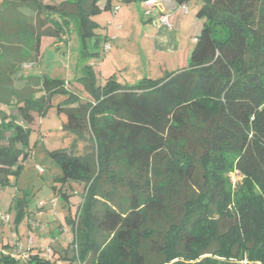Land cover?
<instances>
[{
  "label": "trees",
  "instance_id": "trees-1",
  "mask_svg": "<svg viewBox=\"0 0 264 264\" xmlns=\"http://www.w3.org/2000/svg\"><path fill=\"white\" fill-rule=\"evenodd\" d=\"M195 1L200 30L188 67L135 87L111 78L94 91L89 79L92 100L65 110L64 129L93 143L81 156L50 152L63 182L84 184L71 221L72 262L264 264V0ZM97 2L0 0V93L21 65L36 64L42 37L68 23L83 40L92 35L93 17L117 7ZM29 8L34 19L22 13ZM59 91L62 83L47 78L6 90L0 186L17 174L30 126ZM55 262L34 254L21 264Z\"/></svg>",
  "mask_w": 264,
  "mask_h": 264
},
{
  "label": "rangeland",
  "instance_id": "rangeland-1",
  "mask_svg": "<svg viewBox=\"0 0 264 264\" xmlns=\"http://www.w3.org/2000/svg\"><path fill=\"white\" fill-rule=\"evenodd\" d=\"M40 1L45 4H59L71 0ZM105 1L98 0L97 5L102 8ZM112 5L117 7L103 10L93 17L95 27L92 35L84 37V40L73 23L63 26V33L59 36L42 37L41 54L36 64L21 65L11 87H4V93L7 90V93L11 94L28 85L36 88L39 80L41 82L43 78L62 83V91L49 97L46 115L30 126L27 144L22 146L28 156L25 159L20 157L18 172L12 183L0 186V215L10 216L7 224L0 223V238H7L11 243L10 248L0 244V264H5L3 257H11L21 251V248L28 249L27 236L33 241L32 251L36 248L42 249L40 257L43 259L53 256L57 258V253H50L49 250L60 252L62 247L66 248L72 241L71 221H75L78 215L76 206L82 200L84 184L63 182L60 178V165L50 156V152L73 150L76 155L81 156L92 146L89 134L77 139L63 126L66 121L65 110L92 100L88 83L92 81L91 87L94 91H101L106 81L111 78L119 86L135 87L145 79L157 80L169 74L170 70L167 68L173 63H178L184 68L189 65L195 42L192 43L191 50L178 57L154 54L147 34L143 35L141 32L143 28L145 30V26H151L146 21L144 6L127 4L121 0H112ZM198 8L197 1L189 2L188 10L192 18ZM22 13L35 18L32 8L24 9ZM193 30L198 35L200 26L193 28L189 37L195 34ZM106 44L109 45L107 50L104 49ZM0 76L4 80L6 73H1ZM30 76L38 80H29ZM4 93L1 90V102H7L8 97ZM38 97L39 92L35 95V98ZM59 105L62 110H58ZM1 107L0 105V109ZM36 165L42 167L43 172H38ZM60 192L67 193L68 201L62 198ZM54 199L56 205L52 207L50 201ZM20 202L19 207L25 210L30 219L21 220L20 215L16 214V205ZM40 202L47 206L38 209ZM26 222H29V226ZM59 228L63 230L62 233ZM13 234L18 235L17 241L12 240ZM71 247L73 248L74 244H71ZM72 248H68L67 253L64 252L65 261L68 260L71 264L70 260L74 254ZM77 262L75 260L73 263ZM55 264L65 262L58 260Z\"/></svg>",
  "mask_w": 264,
  "mask_h": 264
},
{
  "label": "crops",
  "instance_id": "crops-1",
  "mask_svg": "<svg viewBox=\"0 0 264 264\" xmlns=\"http://www.w3.org/2000/svg\"><path fill=\"white\" fill-rule=\"evenodd\" d=\"M175 3V2H174ZM110 5H112V0H110ZM143 4L139 5L140 7ZM183 5H185L187 7V13H185L181 8L176 7L174 10L169 11L168 7H166L163 4H158L156 6H154L151 10V16H145L146 17V21L149 22V24H151L150 28H147V26H145V30L144 28L142 29V33L143 35L148 36L149 40H150V45H151V50L154 54L157 53H161L164 55H168L169 57H178L180 56V54H186V52H188L189 50H191L192 48V43H194V40L197 36V33L194 31L195 34H193L191 37H189V32L192 31L193 28H195L197 25H199L197 23V19L195 18V14L194 17L192 18V16H190V11L189 9V2L184 3ZM166 15L167 16V20H168V26H164L159 24L158 22L155 21L156 17L158 15ZM148 17V18H147ZM144 30V31H143ZM167 64V63H166ZM169 67V66H168ZM184 67L180 65H178V63H173V65L169 68H167V70H170V73L178 71L180 69H183ZM166 70V71H167ZM10 181V183H12L13 181V177H9V179H7ZM67 194V193H66ZM68 201V197L65 199ZM21 205V202L19 204H17L16 206V211H17V215H20L21 220H24L26 218V220H28V218L30 219V217L26 216V212L23 208H20L19 206ZM24 214V215H23ZM8 219L10 218L9 215ZM1 223V222H0ZM27 225L29 226V222ZM2 225H5L3 223H1ZM9 224V223H8ZM52 226V225H50ZM59 231L62 233V231L59 228ZM12 240L17 241L18 239V235L17 234H13L12 235ZM28 236H27V241L28 242ZM72 242V241H71ZM71 242H69L67 244V246H65L66 248L61 249L60 252L54 251V249L49 250L50 253H57V258L55 256L53 257H48L47 259H56V261L61 260L64 261L65 264H71L68 260L65 261L64 259V252H66L68 250V248H72L71 247ZM0 244L4 247H8L10 248V241L4 238H0ZM19 251L16 254V257H10L11 259L15 260L17 262V264H21L24 263L25 261L28 260L30 255H34V254H38L39 257L41 255L42 249L41 248H36L35 250L32 251V249H34V244L31 246L30 249H23ZM67 253V252H66ZM41 258V257H40ZM67 258V257H66ZM43 259V258H42ZM72 264H74L72 262ZM75 264H79L78 262Z\"/></svg>",
  "mask_w": 264,
  "mask_h": 264
},
{
  "label": "built area",
  "instance_id": "built-area-1",
  "mask_svg": "<svg viewBox=\"0 0 264 264\" xmlns=\"http://www.w3.org/2000/svg\"><path fill=\"white\" fill-rule=\"evenodd\" d=\"M163 4V5H165L166 7H168V10L169 11H172V10H174L176 7H179V8H181L185 13H187V7L185 6V5H183V4H181V5H177L176 3H174V1L173 0H148L147 2H145L144 4H143V6H144V8H145V16H151V10H152V8L154 7V6H156V5H158V4ZM116 8V7H115ZM155 21L156 22H158L159 24H161V25H164V26H168V20H167V16L164 14V15H158L157 17H156V19H155ZM195 41V40H194ZM104 49H109V45L108 44H106L105 46H104ZM36 169L38 170V172H43V169H42V167H40V166H38V165H36ZM56 205V199H54V200H51L50 201V206H52V207H54ZM45 206H47L44 202H40L39 204H38V209H42L43 207H45ZM0 222L1 223H3V224H7V222H8V216L6 215V216H3V215H0ZM27 244H28V249H30L31 248V246L33 245V241L30 239V238H28V242H27ZM11 257H16V254H14V255H12Z\"/></svg>",
  "mask_w": 264,
  "mask_h": 264
}]
</instances>
